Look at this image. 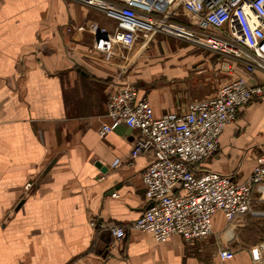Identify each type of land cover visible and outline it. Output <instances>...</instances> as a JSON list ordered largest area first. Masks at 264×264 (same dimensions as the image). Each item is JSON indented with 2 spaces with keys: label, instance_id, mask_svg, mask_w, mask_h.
<instances>
[{
  "label": "crops",
  "instance_id": "crops-1",
  "mask_svg": "<svg viewBox=\"0 0 264 264\" xmlns=\"http://www.w3.org/2000/svg\"><path fill=\"white\" fill-rule=\"evenodd\" d=\"M91 22L115 26L68 0H0V264H224L218 254L225 247L234 252L226 264H264V241L254 244L264 238L257 221L264 216L250 214L230 225L217 213L213 234L190 243L173 236L157 244L136 230L115 243L107 226L142 216V173L152 161L141 155L128 163L136 132L126 125L99 135L111 123L107 101L118 72L140 87L157 117H179L246 75L239 67L222 71L214 84L210 57L157 38L148 49H130L129 59L122 49L96 52ZM262 143L264 100L256 98L203 167L242 182ZM116 160L124 164L114 167ZM253 207L264 211L263 202Z\"/></svg>",
  "mask_w": 264,
  "mask_h": 264
},
{
  "label": "built area",
  "instance_id": "built-area-1",
  "mask_svg": "<svg viewBox=\"0 0 264 264\" xmlns=\"http://www.w3.org/2000/svg\"><path fill=\"white\" fill-rule=\"evenodd\" d=\"M92 8L113 20V31L91 22L93 49L113 54L114 41L131 49H148L157 35L188 42L221 58V70L233 76L216 95L194 102L179 117H157L145 93L123 72L111 83L100 137L119 125L135 130L129 164L141 155L152 157L142 173L146 209L128 225H109L115 243L128 231L150 234L157 244L173 236L190 243L213 234V219L221 213L230 225L245 215L264 216V143L246 180L208 170L204 163L219 151L221 135L252 101L264 100V0H68ZM263 79H260L261 77ZM255 77L256 81H250ZM260 77V78H259ZM116 160L114 167L122 166ZM116 196V195H114ZM93 227L100 226L96 220ZM101 228H104L101 225ZM115 245V244H113ZM226 264L234 252L218 254Z\"/></svg>",
  "mask_w": 264,
  "mask_h": 264
},
{
  "label": "rangeland",
  "instance_id": "rangeland-1",
  "mask_svg": "<svg viewBox=\"0 0 264 264\" xmlns=\"http://www.w3.org/2000/svg\"><path fill=\"white\" fill-rule=\"evenodd\" d=\"M116 27V24H115V26H114V28ZM114 28L113 29H111V31H113L114 30ZM157 40L159 41V42H161V41H164V42H170V43H172L173 44V42L176 44V45H179L180 47H182L183 49H188V48H190V49H188V53L189 54H195V55H206L207 57H210L211 58V61L213 62V72H214V75H213V81H214V84H217V81L220 79V77L219 76H221V74H218L219 72H221L222 73V70H221V67H222V60H221V58L220 57H218L217 55H215V54H213V56H211L210 55V53H208V52H205V51H203V50H200V49H198V48H193V46L192 45H190V43H188V42H183V41H181V40H176V39H173V38H171V37H167V36H162V35H157ZM155 38V39H156ZM212 70V69H211ZM223 73H226L227 74V72H225V71H223ZM219 77V78H218ZM258 221V224H259V222H264V220H257ZM208 237V236H207ZM209 237H210V235H209ZM205 239H207V238H205ZM216 251H217V248L215 247V253H216Z\"/></svg>",
  "mask_w": 264,
  "mask_h": 264
},
{
  "label": "bare ground",
  "instance_id": "bare-ground-1",
  "mask_svg": "<svg viewBox=\"0 0 264 264\" xmlns=\"http://www.w3.org/2000/svg\"><path fill=\"white\" fill-rule=\"evenodd\" d=\"M108 30H110V29H108ZM117 49H122L123 52L125 53V54H123V57H124L125 59H129L128 52L130 51L131 48L126 47V46H123V45H122L120 42H118V41H114L113 52H116Z\"/></svg>",
  "mask_w": 264,
  "mask_h": 264
},
{
  "label": "trees",
  "instance_id": "trees-1",
  "mask_svg": "<svg viewBox=\"0 0 264 264\" xmlns=\"http://www.w3.org/2000/svg\"><path fill=\"white\" fill-rule=\"evenodd\" d=\"M254 225H256V224H254ZM255 231H256V229H255L253 226L250 227V232H251L252 234H253ZM250 232H249V233H250ZM252 236H253V235H252ZM263 241H264V238L261 237L260 240L254 242V244H255V243L258 244V243L263 242Z\"/></svg>",
  "mask_w": 264,
  "mask_h": 264
},
{
  "label": "water",
  "instance_id": "water-1",
  "mask_svg": "<svg viewBox=\"0 0 264 264\" xmlns=\"http://www.w3.org/2000/svg\"><path fill=\"white\" fill-rule=\"evenodd\" d=\"M124 125V124H123ZM120 128H123L121 125H119V126H117L115 129H120ZM131 128H129V127H127V130H130ZM98 167H102V165L101 164H99V163H97L96 164ZM106 170L105 169H102V171L101 172H105Z\"/></svg>",
  "mask_w": 264,
  "mask_h": 264
}]
</instances>
